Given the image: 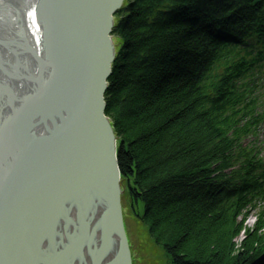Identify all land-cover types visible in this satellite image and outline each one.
Wrapping results in <instances>:
<instances>
[{
  "label": "trees",
  "instance_id": "trees-1",
  "mask_svg": "<svg viewBox=\"0 0 264 264\" xmlns=\"http://www.w3.org/2000/svg\"><path fill=\"white\" fill-rule=\"evenodd\" d=\"M113 33L106 114L132 216L172 264H264V208L246 225L264 202L247 144L263 120L264 0H126Z\"/></svg>",
  "mask_w": 264,
  "mask_h": 264
},
{
  "label": "water",
  "instance_id": "water-1",
  "mask_svg": "<svg viewBox=\"0 0 264 264\" xmlns=\"http://www.w3.org/2000/svg\"><path fill=\"white\" fill-rule=\"evenodd\" d=\"M125 0H0V264H160L106 93Z\"/></svg>",
  "mask_w": 264,
  "mask_h": 264
},
{
  "label": "rangeland",
  "instance_id": "rangeland-1",
  "mask_svg": "<svg viewBox=\"0 0 264 264\" xmlns=\"http://www.w3.org/2000/svg\"><path fill=\"white\" fill-rule=\"evenodd\" d=\"M264 138V137H262ZM128 203V202H127ZM128 206V205H127ZM131 212V211H130ZM243 219V217H242ZM255 222H256V213L255 211L251 212L250 215L247 217L246 219V225L249 227V228H252L254 225H255ZM145 227V226H144ZM146 229V228H145ZM146 232H147V235L148 237L152 240V238L150 237L147 229H146ZM243 239L242 237L239 239V241ZM153 241V240H152ZM154 246H153V250L156 252L155 254V258H159V262L160 264H172L169 256L167 255L166 251L164 250L163 247L157 245L154 241Z\"/></svg>",
  "mask_w": 264,
  "mask_h": 264
},
{
  "label": "bare ground",
  "instance_id": "bare-ground-1",
  "mask_svg": "<svg viewBox=\"0 0 264 264\" xmlns=\"http://www.w3.org/2000/svg\"><path fill=\"white\" fill-rule=\"evenodd\" d=\"M125 2H126V0H125ZM124 5H125V3H124ZM115 21H116V19H115ZM115 25H116V22H115ZM115 28V27H114ZM109 89V88H108ZM106 98V97H105ZM107 115V114H106ZM119 149H120V146H119V139H118V137H117V160H118V163H119ZM120 174H121V171H120ZM122 183H123V186H124V180H123V178H122ZM125 188V186L123 187V189ZM125 192L127 193V190H126V188H125ZM127 205H128V203H127ZM128 207V206H127ZM128 210H129V208H128Z\"/></svg>",
  "mask_w": 264,
  "mask_h": 264
}]
</instances>
